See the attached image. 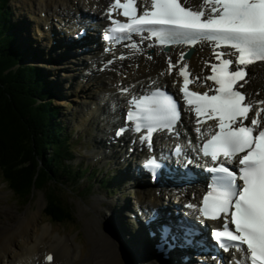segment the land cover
Masks as SVG:
<instances>
[{"label":"snow or ice","instance_id":"6c2138e0","mask_svg":"<svg viewBox=\"0 0 264 264\" xmlns=\"http://www.w3.org/2000/svg\"><path fill=\"white\" fill-rule=\"evenodd\" d=\"M139 3L138 9L137 0H114L108 9L113 33L127 39H132L133 34L150 33L160 45L194 46L210 42L216 48L234 50L216 53L219 63L210 64L211 75L206 77L196 75L190 79L192 74L187 65L177 69L171 58L166 71L178 70L183 78L182 99L193 107L198 123L215 121L214 127L202 133L206 143L197 150L211 158L215 166L208 170L217 174L212 178L211 190L203 197L200 213L211 220L223 217L215 237L227 241L223 245L225 251L234 249L242 253L237 264H264V127H261L264 97L254 100L256 94L245 89L251 79L248 66L264 61V0H199L197 4L191 0H139ZM117 9L122 10L120 15L126 21L114 18ZM184 55L181 54V61ZM194 83L206 90H190L189 85ZM130 104L135 109L127 114V121L135 122L131 130L141 133V139L149 145L154 133L176 129L181 118L178 100L165 91L133 97ZM127 130L118 129L116 134ZM175 151L180 154L182 149L177 147ZM155 164V159H149L146 166ZM230 223L234 225L231 229ZM46 259L51 262L53 257L48 255Z\"/></svg>","mask_w":264,"mask_h":264},{"label":"bare ground","instance_id":"6f19581e","mask_svg":"<svg viewBox=\"0 0 264 264\" xmlns=\"http://www.w3.org/2000/svg\"><path fill=\"white\" fill-rule=\"evenodd\" d=\"M35 1H38V5H36ZM104 1L105 0H97L98 4H103ZM191 2L199 3V0H191ZM22 3L24 5L23 14L29 15V20H33V23H31V25L34 27L33 31L36 37H38L39 39L45 38L49 41L57 39L59 40V42L72 40L75 41V37H73L69 33L61 34V31H59L61 35L59 33V35H57L56 33H52L55 32L54 30H51L53 29V22L57 21V19L59 20V23L74 22V15L77 11H79L80 13H82L83 10L93 11V7L91 6H94L92 0H22ZM36 11H39L38 16L36 15ZM75 16L79 21V25H77V31H79L80 25H85L87 19L83 18L81 15H79V17L77 15ZM26 19L27 18H25V20ZM97 20L98 23H101L99 25L101 27L104 20L101 18H98ZM46 24H48L49 26L48 30L43 29V25L45 26ZM9 25L14 27L15 31L18 30L12 23L9 22ZM26 28L29 31L31 30L29 27ZM72 28L74 30L76 26L73 25ZM96 28L98 29V24ZM23 39L24 36L22 35L21 40ZM23 43L27 44V41ZM70 43L72 44L73 42ZM25 48H28L27 45ZM206 50V44L202 43L196 46V51L188 59L190 66L197 73H201L204 70V67L200 63V60L202 54L206 52ZM135 51L136 50L134 49L133 52ZM138 51H141V48ZM126 52L129 51L127 50ZM79 54L81 55H78L77 53H75V55L71 54L70 58L74 57L72 59L74 60L76 57L82 56V53ZM87 54L88 56L85 55L84 57H81L82 61L84 60V64L87 63L86 66H89V64H93L94 70H92L91 76H87V74L86 76H83L84 78H86V83L85 81L84 83H81L79 91L84 92V95H87L89 94V92H87L86 89L93 86L95 89L102 92V94L97 97L101 99L102 103L100 101L99 105L93 106V108H90V110L88 109V114L86 113L88 116L85 117L84 115L85 118L83 119V121L86 123L91 122L92 119L98 118L100 115L104 114V119L106 120L105 122L107 123L108 127H112L114 125L115 121L111 122V119L116 118L119 115V113L116 115L110 114L108 111L115 110L117 106L124 101L125 97H127L126 95L119 94L116 87L127 89L128 93L132 95L133 92L140 90L141 87L147 88V84L152 80H155L156 82H167L170 78L159 73L165 70V65L167 66L166 60L168 58H176L178 56L177 52L174 51L173 48H171L169 52H163L155 48L152 57L149 58L146 55L145 50L143 53L138 52L129 57V60H136L135 62L139 63V67L127 66L124 69L113 72L108 69H97V65H104V63L99 64L98 62H102L103 60H107L110 58L105 57V55L101 56L103 54H101L100 52H98L97 54H92L91 52H89ZM122 61V59H115L111 65H120ZM61 63H63V60L61 61ZM105 65L108 66L109 64L106 63ZM123 73H127L126 78L123 77ZM54 76L55 74H50V79H53ZM23 81H25V79H23ZM129 86H132V90L128 88ZM250 88L252 90H262L260 96L264 97V62L261 63V66L256 67V78L251 81ZM90 95L97 96V94H94L93 91H90ZM183 128L189 131L187 127L183 126ZM66 134H69L67 130ZM126 134L127 132L125 131L123 136H125ZM140 134L141 133L136 132L135 140L139 138ZM170 141L175 142V140ZM128 142L130 143L129 139ZM121 158L122 156H120L118 159ZM55 163L57 165L56 167H58L59 162ZM48 166L51 168L50 165ZM52 170L58 173L60 172L58 168L52 167ZM131 177H133V175ZM63 178L64 181L65 179L68 182L72 181L71 177H68L69 180H67V178L65 177ZM71 183L73 184V182ZM141 184H143L144 189L149 188L147 182L143 181ZM101 200L102 197L100 196V198L97 200V203H100ZM149 201L150 208L161 205L158 197H151ZM141 202L147 203V201L143 200V198H141ZM163 203L164 199L162 201V204ZM110 210V215H112L111 219L117 224L115 228L112 226H110L109 228L114 237L108 235L107 232L102 235V231H99L101 229H97L91 224V231L95 235L88 238L89 243L91 244L88 252L89 254L81 264H161V262L158 263L159 259L157 255H154V252H152L151 244L145 237V229L143 228V226L141 227L137 223H135L138 226L137 234L133 235L132 237H126L125 233H127V231L125 230V227L121 222V215L118 214V212L114 213L113 209ZM41 216L42 209L39 210L38 214H35L30 218L19 215L17 221L8 220L7 222L0 224V264H2L3 259L7 260V264H45V262L43 261V257L45 255V251L49 248H52L55 251L56 256L51 264H73L80 257L82 249L81 246L77 244V247H79V251H75L74 245H72L65 237L58 235L57 237H55L54 241H47V235H50V226H45L42 230V233L38 235L37 230L39 226V219L41 218ZM70 218H73V216L70 215ZM75 221L79 222V220ZM85 228L87 229V225H85ZM19 239L24 240L25 246L17 248L16 243ZM133 245H135L134 248ZM13 251L16 252L14 253ZM180 251H182V249H179V252Z\"/></svg>","mask_w":264,"mask_h":264},{"label":"trees","instance_id":"16d2710c","mask_svg":"<svg viewBox=\"0 0 264 264\" xmlns=\"http://www.w3.org/2000/svg\"><path fill=\"white\" fill-rule=\"evenodd\" d=\"M10 11L7 0H0V165L10 173L15 191L30 195L33 185L46 183L52 174L73 180L78 172L83 173L65 161L71 155L66 127L57 117L59 108L53 106L52 100L45 101L54 86L37 65L17 66L27 54L14 27L9 25L10 22L15 26ZM13 130L22 142V146H18L22 148L16 151L13 150L16 141L11 137ZM6 137L10 139L8 143ZM55 162H59L58 167ZM103 180V184L109 186L108 181ZM57 201L52 202L50 213L54 221L60 222L69 218L70 213Z\"/></svg>","mask_w":264,"mask_h":264},{"label":"rangeland","instance_id":"374dc122","mask_svg":"<svg viewBox=\"0 0 264 264\" xmlns=\"http://www.w3.org/2000/svg\"><path fill=\"white\" fill-rule=\"evenodd\" d=\"M35 2L36 5H38V1ZM7 3L12 6V20L16 22V28L18 29L17 31H19V33L21 34V24L31 25L32 22L31 20H29L30 17L29 15L23 14L24 5L22 3V0H7ZM25 18L27 19L25 20ZM32 28L34 27L31 25L29 38L36 39L35 35L33 34L34 31L32 33ZM26 33L28 32L26 31ZM40 59L41 58H38L37 60L39 61ZM30 61H32V59ZM45 61L47 62V60ZM79 62L81 63L82 60L79 59ZM44 64L47 67V71L45 72L49 75L55 74L54 79L59 83V86L55 87V94L52 97L54 101L53 105L59 108V114L57 117L68 125L67 131L69 133H74L72 137L74 151L73 160H71V162L75 164L79 163V166L83 169H85L86 166L89 165L92 168H95L96 174L93 178L85 177L87 181L90 182L89 184L87 181L84 182L83 186H86L88 184L86 189L80 190V187L78 186L69 187V191L71 193H79L78 197H84L86 200L83 201L87 202V204H85L81 200H78L74 195V197L77 199L76 205L75 203H72L75 212L74 217L77 221L79 220V222L76 223L75 221L76 224H67V229H65L62 228V226H60V224L58 223H54L53 225L50 224L47 221L48 218L43 215L44 209L47 208V199L43 191H40L39 189L36 190L34 197L29 202L27 201L28 203L25 205L26 199L23 198L25 201L15 200L13 192L3 181L1 176L2 172L0 171V222L4 223L8 220L17 221L19 215L30 218L33 215L38 214L40 209H43L42 216L39 219V226L37 230L38 235L42 233V230L45 226H50V235H47L48 242L54 241L55 237H57L58 234H61L63 237L69 238V240L74 244L75 251H79V247H77V244L82 248L81 256L76 260V262H79L86 258V256L89 254L88 252L91 244L89 243L88 238L95 235L91 231L90 225L92 224L97 229H101L99 231H102V235L105 232H107V234L109 235H112L109 228L110 226L115 228L117 224L111 219L109 208H112V206L109 205L112 204L114 209H116L119 214H123L124 211L121 208H128L127 204H129L130 202L135 203V198L133 199V195L130 193L132 190L130 185L119 186L118 190H116L114 193L111 192V196L109 198L103 196L106 192L102 187L99 186V182L101 181V179L106 176L105 172L114 169V167L116 169V164L112 162L110 165H107L106 160L103 163H101L102 161L97 163L93 161L96 151L101 148V144L104 142L101 141L103 132L98 129L99 122H94L93 120L90 123L86 124L82 122V118L84 117L85 113H87L86 108L91 106L94 101L92 96L90 95V90H92L94 94L96 93L97 95L100 94V91L97 89L95 90L93 86L86 89L87 92H89V94L87 95H84V92L79 91L80 84L84 83V81L86 83V78L80 76V70L83 69L82 65L80 64L74 67L70 62L63 65L58 63L60 68L59 66L56 67L47 63ZM49 99L50 98H48V100ZM75 133L81 135V137H77V139L75 137ZM101 169L103 170L101 171ZM91 183H93V188L96 190L97 194H94ZM113 187L115 188V184L113 185ZM66 193L68 192L66 191ZM67 196L68 194L66 195V197ZM88 196L92 197L88 198ZM100 196L103 197L100 204L101 206H96L95 202L97 201V197ZM130 197H132L131 201L127 203V200H129ZM122 221L124 226V218L121 219V222ZM85 225H87V229L85 228ZM76 228L79 231H76ZM16 245L17 248L24 246V240L19 239Z\"/></svg>","mask_w":264,"mask_h":264},{"label":"water","instance_id":"95a60500","mask_svg":"<svg viewBox=\"0 0 264 264\" xmlns=\"http://www.w3.org/2000/svg\"><path fill=\"white\" fill-rule=\"evenodd\" d=\"M1 132H2V130H1ZM11 137H12V139L14 140V141H16V148L15 149H13V150H17V149H21V148H19L18 146L20 145V146H22V142H20V140H18L19 138H18V134H17V131L16 130H13V132H12V134H11ZM6 140H7V143H8V141L10 140L9 138H5ZM13 152V151H12Z\"/></svg>","mask_w":264,"mask_h":264}]
</instances>
